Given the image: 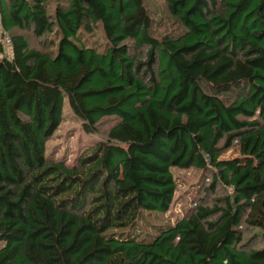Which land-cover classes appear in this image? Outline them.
Listing matches in <instances>:
<instances>
[{
  "label": "trees",
  "instance_id": "16d2710c",
  "mask_svg": "<svg viewBox=\"0 0 264 264\" xmlns=\"http://www.w3.org/2000/svg\"><path fill=\"white\" fill-rule=\"evenodd\" d=\"M165 1L183 32L158 39L143 0H0V264H264V0ZM66 101L117 119L74 165L46 155ZM192 167L231 195L144 232Z\"/></svg>",
  "mask_w": 264,
  "mask_h": 264
},
{
  "label": "rangeland",
  "instance_id": "374dc122",
  "mask_svg": "<svg viewBox=\"0 0 264 264\" xmlns=\"http://www.w3.org/2000/svg\"><path fill=\"white\" fill-rule=\"evenodd\" d=\"M152 19L151 33L153 37L161 39L167 34L173 33L179 35L183 32L181 26L175 21L168 10L165 0H143ZM220 1V0H218ZM55 4L51 5L54 10ZM0 18V35L3 33ZM16 34H22L30 43V47L40 51H47L51 44L42 42L32 29L25 32L16 30ZM86 39L92 46H103L106 42L103 29L99 26L94 29L92 34H85ZM12 47L6 48L8 57L12 56ZM146 50L136 52L138 58L145 59ZM226 101L231 102L234 97L224 96ZM161 118V117H160ZM117 124L116 118H105L97 126L95 133H89L86 130L85 123L76 116L66 101L63 111V121L53 136L47 142L46 155L50 161L62 162L67 165L76 164L79 159L88 151V148L99 141H107L110 129ZM239 151L234 149L223 156L224 159L237 157ZM174 176L177 180L178 189L175 195L174 204L170 211L165 215H150L141 223L144 232L151 233L153 226L162 224H172L178 218L186 216L193 210L205 207H214L219 199L227 198L232 193V188L218 186L216 191H206L210 188L212 176L197 168L178 169L173 168ZM245 240L250 247L259 249L264 247V234L254 228H248L245 231Z\"/></svg>",
  "mask_w": 264,
  "mask_h": 264
},
{
  "label": "built area",
  "instance_id": "2783aa9c",
  "mask_svg": "<svg viewBox=\"0 0 264 264\" xmlns=\"http://www.w3.org/2000/svg\"><path fill=\"white\" fill-rule=\"evenodd\" d=\"M3 42L6 44L7 48L11 47L12 41L9 35L5 34Z\"/></svg>",
  "mask_w": 264,
  "mask_h": 264
}]
</instances>
